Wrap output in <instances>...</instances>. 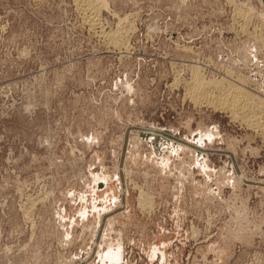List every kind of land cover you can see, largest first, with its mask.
Here are the masks:
<instances>
[{
	"label": "rangeland",
	"instance_id": "374dc122",
	"mask_svg": "<svg viewBox=\"0 0 264 264\" xmlns=\"http://www.w3.org/2000/svg\"><path fill=\"white\" fill-rule=\"evenodd\" d=\"M108 1L0 0V264H264V135L184 86L264 106V1Z\"/></svg>",
	"mask_w": 264,
	"mask_h": 264
},
{
	"label": "bare ground",
	"instance_id": "6f19581e",
	"mask_svg": "<svg viewBox=\"0 0 264 264\" xmlns=\"http://www.w3.org/2000/svg\"><path fill=\"white\" fill-rule=\"evenodd\" d=\"M76 1V6L78 9L82 10V11H90L89 14L90 15H85L86 17L84 18L86 22H88L89 26L93 27L99 24L100 21V13L99 11L101 10V8H105L108 6V0H75ZM120 1V0H119ZM264 1V0H263ZM74 2V1H72ZM182 2V0H181ZM246 2V1H245ZM115 3V2H114ZM240 4V3H239ZM264 5V4H263ZM38 7V6H37ZM236 7V6H235ZM237 8V7H236ZM238 9V13H239V9ZM248 9V8H247ZM246 10V9H245ZM41 11V10H40ZM241 11V9H240ZM135 12V11H134ZM251 12V10H248V13ZM233 13V12H231ZM237 13V12H236ZM237 13V14H238ZM243 13L246 14V12L243 11ZM242 13V14H243ZM253 13V12H252ZM256 13V12H255ZM83 14V13H82ZM136 14V13H135ZM240 14V13H239ZM250 14V13H249ZM249 14H246L247 16ZM115 15V14H114ZM113 15V16H114ZM125 16V15H124ZM241 16V14H240ZM246 16V19H247ZM250 16V15H249ZM260 16V14H259ZM84 17V16H83ZM116 17V15H115ZM123 17V16H122ZM242 17V16H241ZM263 17V16H262ZM240 18V17H239ZM243 18V17H242ZM241 18V19H242ZM123 19L127 20V17H123L122 20L120 19V23L119 26H117L116 30L112 31H106L104 29H102V27H100L101 29V33L106 35V37L109 40V43H113L116 46H122L124 48V46L126 48L129 47L130 44H128V39H129V35L131 34V32L134 30V27H132V23H127V27L129 28H123L122 25H120L123 22ZM234 19V18H233ZM260 19V18H258ZM37 20V19H36ZM237 19H235L236 21ZM250 20V19H248ZM247 20V21H248ZM131 21V20H130ZM83 22V21H81ZM128 22V21H125ZM133 22V21H132ZM243 22H245L243 20ZM242 22V23H243ZM84 23V22H83ZM124 23V22H123ZM249 23V22H248ZM129 24V26H128ZM103 25V24H102ZM107 25V24H106ZM238 25V24H237ZM121 26V27H120ZM244 27L246 26L243 25ZM242 26V28H243ZM108 27V26H107ZM106 27V28H107ZM89 28V27H88ZM149 28V27H148ZM247 28V26H246ZM90 30V29H89ZM99 30V31H100ZM154 30V29H153ZM241 30V29H240ZM254 30V29H253ZM4 31V30H3ZM254 32V31H253ZM154 33V32H153ZM147 34V33H146ZM98 35V34H97ZM255 35V34H254ZM105 37V36H104ZM98 38V36H97ZM70 39V38H69ZM150 39V38H149ZM103 40V39H102ZM174 40V39H173ZM207 41V40H206ZM108 42V41H107ZM110 43V44H111ZM146 43V42H145ZM108 44V43H107ZM109 45V44H108ZM166 46V45H165ZM113 47V46H112ZM169 48V47H168ZM128 50V49H127ZM92 51V50H91ZM126 52V50H125ZM127 53V52H126ZM130 54V53H129ZM121 55V54H120ZM240 58V57H239ZM70 60V59H69ZM243 60V59H242ZM210 61V60H209ZM246 61V60H245ZM244 62V61H243ZM69 64V63H68ZM193 64V63H192ZM191 64V65H192ZM245 64V63H244ZM247 64V63H246ZM202 65V64H201ZM188 67V66H187ZM201 67V66H200ZM207 67V66H206ZM179 69V68H178ZM191 70V76H190V81H184V86L186 89V93L185 95L188 96V100L192 99L193 102L195 103V105H207L212 107L213 109H217L220 110L222 109L223 111H228L231 113V117H233V119L237 118L240 119L242 123H244L246 126H250L249 128L253 127V129H260V131L262 132V134L264 135V106H262V108H259L261 106V104L259 105V109L257 108V106L255 105L256 101H255V96L252 95L249 91L247 92L244 87L239 84L236 83H231L230 81L228 82L226 79H219V81L216 80H212V79H205L200 71V68H198L197 66H190L189 68ZM176 73V72H175ZM174 73V74H175ZM178 74V73H177ZM109 76V75H108ZM229 77V76H228ZM227 77V78H228ZM231 78V76H230ZM174 79V77H173ZM230 80V79H228ZM12 81V80H11ZM183 81V80H182ZM175 82V81H174ZM241 82V81H239ZM244 82V81H243ZM176 83V82H175ZM170 85V84H169ZM176 87V86H175ZM191 102V101H190ZM260 102H258L259 104ZM263 105V103H262ZM32 109V108H31ZM53 110V109H52ZM27 111V110H26ZM259 114V115H258ZM261 115V116H260ZM229 126V125H228ZM134 127V126H133ZM247 127V128H248ZM136 135H138L136 133ZM135 136V135H134ZM68 138V137H67ZM133 138L132 136L130 137V139ZM135 139H137L135 142L137 143L136 145H140L141 142L138 140V138L135 136ZM133 140V139H132ZM134 142V141H133ZM134 142V144H135ZM6 144V143H5ZM189 144V143H188ZM50 145V144H49ZM183 147H186V145H183ZM76 147V146H75ZM130 148V146H129ZM205 152V151H204ZM72 155V154H71ZM117 159V158H116ZM117 162V161H116ZM75 163V162H74ZM13 164V163H12ZM119 169V168H118ZM121 169V168H120ZM75 172V171H74ZM116 172V171H115ZM119 172H121L119 170ZM125 172V171H124ZM72 173V172H71ZM144 173V172H143ZM129 171L125 172L124 176H126V178L128 179L127 182L130 181V177H129ZM74 175V174H73ZM95 175V174H94ZM116 175V174H115ZM102 175H98L97 177H93V182H98L102 177ZM47 177V176H46ZM101 177V178H100ZM113 177V176H111ZM117 177V176H115ZM146 177V176H145ZM104 181V180H103ZM122 183H123V178L121 179ZM24 182V181H23ZM25 183V182H24ZM105 183V182H104ZM132 183V182H131ZM36 184V183H35ZM133 184V183H132ZM141 184V183H140ZM102 184H100L101 186ZM26 186V185H25ZM122 197L124 195L127 194V187L124 186V184L122 185ZM135 188L137 187L136 185H134ZM112 187V185H111ZM132 187V186H131ZM39 188V187H38ZM44 188V187H43ZM1 189V188H0ZM4 190V189H3ZM35 190V189H34ZM47 190V189H46ZM141 190V189H140ZM142 192H144V190H142ZM146 192V191H145ZM27 193V192H26ZM41 194V193H40ZM50 194V193H49ZM139 196L136 198L139 208L145 206V204H150V201H147L145 199H147L146 197L144 198L143 193H141V191H139ZM46 196V195H45ZM44 196V197H45ZM146 196V195H145ZM5 197V196H4ZM205 197V196H204ZM2 198V197H1ZM30 198V197H29ZM120 198V200H121ZM38 200V199H36ZM149 200V199H148ZM3 204V202H2ZM149 207V206H148ZM150 208V207H149ZM21 209V208H20ZM25 217V216H24ZM208 217V216H207ZM106 221V219L102 220L100 222V227H98V229L100 230V233L102 232V234L104 233V222ZM30 222V221H29ZM32 223V221H31ZM104 225V226H103ZM35 226V225H34ZM102 227V229H101ZM192 228V227H191ZM31 230V229H30ZM195 230V229H194ZM193 231V230H192ZM191 231V232H192ZM99 233V234H100ZM196 233V230L193 231V236ZM102 237V236H101ZM100 237V238H101ZM101 240V239H100ZM99 242V241H98ZM99 249V247H98ZM93 250V249H92ZM95 253V252H94ZM95 255V254H94ZM104 255V254H103ZM101 256V255H100ZM102 257V256H101ZM7 258V257H6ZM110 259H115L118 260L119 259V252L117 253L116 251H112L110 254ZM101 259V258H100ZM20 260V259H19ZM18 261V260H17ZM102 261V260H101ZM87 262V261H86ZM90 263V262H89ZM84 264V263H83Z\"/></svg>",
	"mask_w": 264,
	"mask_h": 264
},
{
	"label": "crops",
	"instance_id": "0c3cea01",
	"mask_svg": "<svg viewBox=\"0 0 264 264\" xmlns=\"http://www.w3.org/2000/svg\"><path fill=\"white\" fill-rule=\"evenodd\" d=\"M126 172V171H125ZM126 178V176H124V179ZM124 182V181H123ZM124 184V183H123ZM126 186V185H125ZM127 187V186H126ZM126 195H124L123 196V198H121V200H120V206H122V205H124L125 203H126ZM125 211V210H124ZM107 221V220H106ZM106 221L104 222V223H106ZM97 230H98V233L97 234H99L100 233V230L97 228ZM97 232V231H96ZM96 232H95V234H96Z\"/></svg>",
	"mask_w": 264,
	"mask_h": 264
}]
</instances>
